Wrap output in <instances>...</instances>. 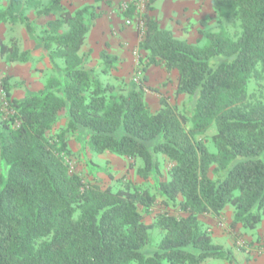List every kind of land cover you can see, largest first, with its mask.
Returning <instances> with one entry per match:
<instances>
[{"label":"trees","instance_id":"16d2710c","mask_svg":"<svg viewBox=\"0 0 264 264\" xmlns=\"http://www.w3.org/2000/svg\"><path fill=\"white\" fill-rule=\"evenodd\" d=\"M62 1L49 0L37 12L54 16L40 36L20 13L23 0H8L0 9L1 21L22 23L47 51L54 72L43 90L21 99L11 98L10 76L2 79L10 114L0 118V264L228 260L229 252L213 242L200 217L218 218L231 206L232 226L248 231L264 217V101L248 91L251 79L264 80V0H211L216 15L239 20L240 32L235 38L209 33L200 46L160 28L147 6L140 19L139 64L143 71L154 66L177 73L175 95L189 97L190 121L163 97L152 111L144 99L145 77L139 84L129 81L125 91L102 83L80 55L102 14L93 4L70 12ZM134 10L130 3L124 17H133ZM0 57L27 63L31 52L20 51L11 38L10 44L0 40ZM99 59L104 68L121 62L107 50ZM62 115L64 128L50 137ZM211 125L214 153L197 139ZM73 134L95 154L124 157L130 167L140 160L136 174L143 181L158 179L161 204L178 215L158 213L146 224L143 213L157 200L147 188L84 184L64 163ZM158 155L172 164L168 180H160ZM154 228L162 233L156 246Z\"/></svg>","mask_w":264,"mask_h":264},{"label":"rangeland","instance_id":"374dc122","mask_svg":"<svg viewBox=\"0 0 264 264\" xmlns=\"http://www.w3.org/2000/svg\"><path fill=\"white\" fill-rule=\"evenodd\" d=\"M49 0H23L20 13L27 17L28 21L33 24L35 29V34L40 36V32L43 27L52 19L53 15L49 16H37L39 12ZM63 5L68 9L69 5L75 3V0H63ZM196 2L200 3V7L205 10L204 12L212 11L211 0H197ZM130 3H134L132 0H120L112 6V11L114 19H116L117 27L112 26L111 18L107 15L105 24L109 26L110 32L112 34V39L108 47H105V50L109 53V47L111 44H115L116 47L123 46V40L119 38L118 32H125L128 28H133L137 38L139 39L142 23L140 21L141 17L145 14L147 6L151 7L153 3H144L142 6L134 4V16L131 18L124 17V12L127 9ZM8 5V0H0V9L6 8ZM109 5V4H108ZM110 6V5H109ZM99 11V9H98ZM101 12V11H100ZM101 17L103 12H101ZM127 21L130 24H127ZM198 28L193 30V44L197 46L203 45L206 40V35L209 33H217L224 31L229 34L232 38H235L240 32L239 20L234 17H224L218 16L214 12L204 17L198 22ZM193 27V26H192ZM114 28V29H113ZM117 28V29H115ZM169 29V27H167ZM193 29V28H192ZM188 33V32H187ZM199 36V37H197ZM88 37V35H87ZM14 38L16 40L17 46L20 51L28 50L31 52V60L27 63L19 62H8L4 58L0 57V118H5L10 114L7 105V99L2 87V79L6 76H10V86L11 98L21 99L28 93H38L44 89L47 80L54 76L53 69L48 59L47 51L43 50L37 40L32 39L26 32L24 25L20 22L11 23L8 21L0 20V40L10 44V39ZM91 37H89L90 39ZM92 40L84 44L80 55H83V60L85 62L86 68H93L96 76L102 83H109L120 91H125L129 81L133 80L135 83L139 84L142 82V79L135 81L134 74L135 70L130 71L129 73H124L125 75H118V71L121 68L120 66H113L112 68H104L102 62L98 57H96L95 52L91 49L93 43ZM125 45L130 44V41H124ZM131 51L134 52V48H131ZM137 54L134 57L139 60L141 58L140 53L135 51ZM110 54V53H109ZM142 59V58H141ZM60 63V61H58ZM142 68V66H140ZM156 68V67H152ZM159 70V69H158ZM162 70V69H160ZM164 72V71H162ZM162 72H156L154 74V79L157 84L154 87L144 85V99L149 104V107L152 111L158 109V99L163 97L167 102L178 109V111L184 115L188 121L191 118L192 103L188 96L186 95H175V81L176 78L173 75H168L167 78H163ZM144 75L142 76V78ZM249 94L255 98H258L264 101V80H255L251 79L248 88ZM66 124V119L62 115L57 127L49 135L53 137L56 132H59L64 128ZM191 123L186 124V128L190 127ZM216 130L214 125H211L205 134L199 136L197 139H202L207 149L214 153L215 147L212 143V136L215 134ZM68 147L71 151V154L64 157V163L68 168L70 173L78 175L84 184L86 185H96L100 189H106L108 187L113 190H118L124 187L126 182L134 183L137 186H142L147 188L151 194H154L157 198L156 202L153 204L148 214L142 212V207L138 206V210L144 215V222L146 224H152L155 221V216L158 213L168 212L170 214L178 215V212L173 208H165L161 204V199L158 197L155 183L158 179L151 178L148 181H143L137 174L136 170L141 166L140 160L133 162V167H130L131 161L124 157L116 156L108 152L102 154H95L89 149H83L81 145V138L77 134L69 136L67 139ZM158 161L160 166L161 177L160 180H168L169 170L172 164L168 159L163 155H158ZM233 215V209L231 206H227L222 215L218 218L213 216H201L200 221L208 229L212 240L217 244V238L220 234H224L226 230L229 232L233 231L232 224L226 223L228 218ZM152 245L156 246L161 239L162 233L159 232L157 228H154L150 231ZM228 235V234H227ZM234 240H243V235H238L234 233ZM236 249L244 255L245 261L253 260L249 254H246L247 248L249 246L247 243H242L241 245L234 244ZM228 262V260H214L209 264H223ZM230 262V261H229Z\"/></svg>","mask_w":264,"mask_h":264},{"label":"crops","instance_id":"0c3cea01","mask_svg":"<svg viewBox=\"0 0 264 264\" xmlns=\"http://www.w3.org/2000/svg\"><path fill=\"white\" fill-rule=\"evenodd\" d=\"M106 1H108V3H106ZM119 1L120 0H103L94 3L93 0H75L74 4L68 6V10L74 12L85 4H93L99 11L103 12V16L96 19L94 22V26L89 31L86 39V43L88 40H94L91 49L98 58L99 54L105 50V47H108L107 43L109 44L112 39V30L110 32L109 26L105 24L107 15H110L112 26L117 27L116 19L113 17L114 13L112 14L110 11H112V6ZM196 1L197 0H153L149 15L158 23L160 28L171 31L178 39L192 43L194 41L191 36L193 30L199 26L198 22L207 15L209 16L213 13L211 10L209 12H204L205 10L202 8V5L200 7V3ZM167 27H169V29H167ZM116 33L119 35V38L123 40V46L116 47L115 44H111L109 53L116 56L121 61L119 64L121 68L118 71V75L122 76L125 75L123 74L124 71L127 74L141 66L139 60L136 59L137 57H134V55L137 54L135 51H137L136 48L139 39L132 27L128 28L125 32L117 31ZM89 37L91 38L89 39ZM126 40L127 42L130 41V44H127V46L124 43ZM131 48H134V52L131 51ZM152 67L154 66H150L143 71V75L146 78L144 80L145 85L150 87L156 86L157 82L154 79V74L164 71L162 72L163 78H167L170 74L173 75V77L176 78L175 87H177V73L175 71L167 73L161 67H156L155 69ZM232 220L233 215L228 218L226 223H231ZM232 227H234L232 232L226 230L224 234H220L219 238H217V244L221 245L225 251L229 252L228 262H224L223 264H264V217L257 229L253 231L245 230L241 228L240 225ZM237 232L238 235H243V240H234L235 237H230V235L234 236V233ZM242 243H247L249 246L246 250V254H249L253 260L245 261L244 255L236 249L234 244L241 245Z\"/></svg>","mask_w":264,"mask_h":264},{"label":"built area","instance_id":"2783aa9c","mask_svg":"<svg viewBox=\"0 0 264 264\" xmlns=\"http://www.w3.org/2000/svg\"><path fill=\"white\" fill-rule=\"evenodd\" d=\"M134 4H137L138 6H142L144 3H150L151 0H133ZM127 24H130L129 21H127ZM143 76V70L141 67H137L134 74V80L138 81L139 79H142Z\"/></svg>","mask_w":264,"mask_h":264}]
</instances>
